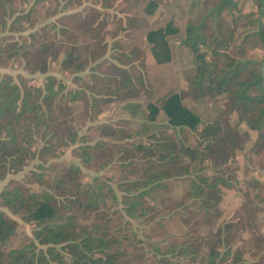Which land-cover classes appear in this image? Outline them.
I'll use <instances>...</instances> for the list:
<instances>
[{"label": "trees", "instance_id": "1", "mask_svg": "<svg viewBox=\"0 0 264 264\" xmlns=\"http://www.w3.org/2000/svg\"><path fill=\"white\" fill-rule=\"evenodd\" d=\"M49 1L54 7L52 16L71 8L69 1L61 5L58 0H34L33 6ZM239 2L219 0L206 17L215 28L233 13L247 17L238 8ZM156 8L151 1L146 13L151 16ZM16 10L14 0H0V33L9 20L13 24L23 16ZM85 14L79 27L51 25L31 33L33 42L26 48L16 43L6 45L5 36L1 37L0 65L17 58L26 68L46 75L49 60L55 62L63 55L61 71L72 75L84 72L107 50L99 36L105 26L100 23V13L88 8ZM250 16L248 23L254 15ZM256 22L257 31L245 34L233 49V33L217 36L206 31L205 38L203 24L187 25L184 44L193 51L196 63L189 81L192 98H225L223 109L198 133L199 141L193 148L184 145L179 134L197 131L199 119L182 105L176 93L164 97L159 107L147 106V122L153 124L162 112L172 135L168 130L135 138L127 120L119 125H97L99 137L94 143L79 134L75 124L88 120L89 109L111 103L110 95L120 101L135 95L137 90L125 72L119 81L92 72L105 84L106 92L95 94V88H90L89 99L82 90L69 92L65 99V86L51 75L41 86L30 85L23 76L14 80L0 75V182L9 174L23 172L28 163L39 162L22 180L9 181L0 192V264H184L183 260L190 264H245L241 251L234 247L233 231L241 227V220L217 227L206 237L199 236L197 228L220 218L223 190L236 182L230 165L235 163L236 152L243 150L237 137L255 133L250 153L264 162V71L260 62L248 57L249 51L264 50V27ZM177 32L169 22L146 34L155 64L171 61L167 38ZM254 39L258 41L253 47H245ZM136 81L139 84L140 80ZM123 92L125 95L118 97ZM79 102L83 118L76 117L70 107ZM233 116L237 119L231 125ZM65 148H72L71 155L80 166L51 163ZM204 152L206 160L217 159L210 171L203 165ZM110 167L122 174L115 182L98 176L83 182V170L99 173ZM181 178L188 179L187 192L172 197L160 209L151 205L167 181ZM252 200L264 204V194ZM252 200H245L241 209L251 216L246 219L256 216L250 209ZM3 210L35 224L33 238L23 247L7 251L18 224ZM173 216L185 226L184 234L170 233L167 221ZM254 240L255 261L250 264H264V237L257 235Z\"/></svg>", "mask_w": 264, "mask_h": 264}, {"label": "rangeland", "instance_id": "2", "mask_svg": "<svg viewBox=\"0 0 264 264\" xmlns=\"http://www.w3.org/2000/svg\"><path fill=\"white\" fill-rule=\"evenodd\" d=\"M58 1L61 5L64 1H69L71 8L52 16L54 7L51 1L33 6L34 0H28L26 3L23 0H14L16 11L21 12L23 16H20L19 21L17 20L13 24L9 20L7 22L8 27L3 33H0V38L5 36L3 42L6 45L16 43L26 48L32 45L31 33L44 27L49 29L51 25L79 27L87 17L85 10L92 8L100 13V23L105 25L99 31V36L107 46L104 56L94 63L90 62L87 69L77 75L61 71L59 65L65 61L63 55L55 62L49 60L48 74L46 75L33 72L32 69L26 68L23 60L13 58L1 62L0 75H9L14 80L18 76H23L32 86H41L45 77L51 75L65 86V99L68 98L69 92L78 90L85 91V98L89 99L91 98L88 91L90 88H95V94L106 92L105 84L96 79V76H92V72L103 77H115L117 81L125 76L123 72L127 73L133 86H135V90H137L135 95L132 94L130 99H123L122 101L115 100V96L110 95L108 100L112 101L111 103L101 104L97 109H89L87 113L88 120L84 121L83 124L82 120L75 124L79 128V134L86 135L91 143H94L99 137L96 131L97 125H119L121 120L129 122L131 133L135 138H144L149 133L168 130V133L172 135L173 130L167 127V120L162 112L158 114L153 124L147 122V106L152 104L159 107L164 97L176 93L180 97L182 105L199 119L197 131L185 130L179 134L184 145L191 148L195 147L199 141L198 133L220 113L225 98L205 97L199 100L192 98L189 81L196 63L193 51L184 44L187 25L192 24L197 27L203 24L205 26L203 31L205 38L206 31L207 33L216 32L217 36L233 33L232 36L235 42L231 46L233 49L242 42L245 34L257 31L256 21L261 24L258 15L245 10L244 5H241V1L238 8L244 15L248 16L244 17L233 13L231 17L223 18L216 28L211 18L206 17V13L213 9L219 0H79L80 4H78V0ZM151 1L156 3L157 8L154 14L149 16L146 11ZM102 5H106V8H103ZM250 14L254 16L252 22L248 23V19L252 17ZM14 17L13 19H16V16ZM169 22L178 30L176 34L167 38L171 61L164 65H157L151 56V46L146 42V34L149 31L165 27ZM87 35L93 37L96 34L88 33ZM87 41L85 40L83 43ZM256 41L258 40L254 39L246 43L245 47L250 49V45L253 47ZM201 51L204 52L205 49L201 48ZM82 54L86 58L89 57L85 52H82ZM248 57L260 62L264 71L263 49L258 48L249 51ZM90 69H93V71ZM98 78L101 79V77ZM137 79L140 80L139 84L136 81ZM124 95L123 92L118 97ZM70 107L76 117H84V108L80 102L71 104ZM236 119V116H233L229 124L233 125ZM90 120L93 122H90ZM242 130H245V128H242ZM255 137V133L237 137L238 146L243 150L236 152L235 163L230 165L231 171L235 173L236 182L231 189L223 190L219 205L220 218L211 225L201 224L197 228L198 235L206 237L209 233L214 232L217 227L241 220V227L233 231L235 237L234 247L241 251L245 264L255 261L252 256L255 249L254 237L257 235L264 237V204L258 205L260 203L258 200H252L255 195L264 194V162L250 153ZM37 148L38 145L35 149ZM71 150L72 148L63 149L51 163L62 165L70 162L80 166L79 161L71 155ZM204 157L203 165L205 169L207 165L210 171L211 166L216 164L217 159L208 157L206 160V152H204ZM38 164V161L30 162L23 172L7 175L5 180L0 182V192L9 181L22 180L25 174L34 170ZM83 172L84 183L91 182L96 176L112 182L122 176L116 167L107 168L99 173L86 170H83ZM253 180L259 182L260 186L254 183ZM188 186V179L185 178L167 181L166 188L156 192L153 201L150 203L158 209L165 207L172 197L179 198L187 192ZM245 200H252L250 209L252 212H256L255 217L246 219L251 216L242 213L241 209ZM3 211L18 224L16 235L7 246V251L23 247L33 238L32 233L35 224L26 223L21 218L9 214L6 210ZM167 224L171 234L182 235L186 232L185 226L176 216L168 219ZM183 263L190 264L186 260H183Z\"/></svg>", "mask_w": 264, "mask_h": 264}, {"label": "crops", "instance_id": "3", "mask_svg": "<svg viewBox=\"0 0 264 264\" xmlns=\"http://www.w3.org/2000/svg\"><path fill=\"white\" fill-rule=\"evenodd\" d=\"M245 10L257 14L261 25L264 27V0H240Z\"/></svg>", "mask_w": 264, "mask_h": 264}]
</instances>
